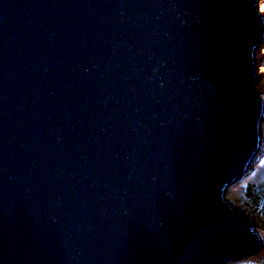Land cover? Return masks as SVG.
I'll list each match as a JSON object with an SVG mask.
<instances>
[{"label":"water","instance_id":"95a60500","mask_svg":"<svg viewBox=\"0 0 264 264\" xmlns=\"http://www.w3.org/2000/svg\"><path fill=\"white\" fill-rule=\"evenodd\" d=\"M256 0H0V264H214L259 143ZM259 236V235H258Z\"/></svg>","mask_w":264,"mask_h":264},{"label":"rangeland","instance_id":"374dc122","mask_svg":"<svg viewBox=\"0 0 264 264\" xmlns=\"http://www.w3.org/2000/svg\"><path fill=\"white\" fill-rule=\"evenodd\" d=\"M260 21L264 29V0H256ZM253 54L255 90L262 103L259 145L244 171L230 184L226 200L243 212L252 222L257 246L221 260L220 264H264V30ZM260 235V236H258Z\"/></svg>","mask_w":264,"mask_h":264},{"label":"bare ground","instance_id":"6f19581e","mask_svg":"<svg viewBox=\"0 0 264 264\" xmlns=\"http://www.w3.org/2000/svg\"><path fill=\"white\" fill-rule=\"evenodd\" d=\"M253 156H254V155H253ZM253 156H252V157H253ZM252 157L250 158V160L252 159ZM250 160H249L248 162H250ZM228 188H229V187H228ZM220 263H221V262H219V263H217V264H220ZM214 264H216V263H214Z\"/></svg>","mask_w":264,"mask_h":264},{"label":"trees","instance_id":"16d2710c","mask_svg":"<svg viewBox=\"0 0 264 264\" xmlns=\"http://www.w3.org/2000/svg\"><path fill=\"white\" fill-rule=\"evenodd\" d=\"M260 236V235H259Z\"/></svg>","mask_w":264,"mask_h":264}]
</instances>
